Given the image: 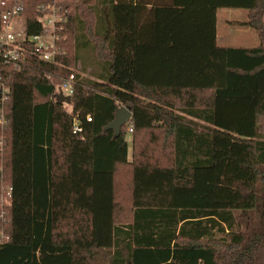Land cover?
Instances as JSON below:
<instances>
[{
    "label": "trees",
    "instance_id": "1",
    "mask_svg": "<svg viewBox=\"0 0 264 264\" xmlns=\"http://www.w3.org/2000/svg\"><path fill=\"white\" fill-rule=\"evenodd\" d=\"M91 1L93 30L80 14ZM51 2L27 0L28 36ZM78 2L60 4L57 65L0 59L9 88L0 167L11 188L0 264H264V0ZM223 9L248 12L240 25L257 32V47L216 45ZM84 29L101 71L98 81L74 76L67 117L55 87L89 45ZM120 107L130 122L118 136L103 132ZM69 118L81 131L69 135L58 177L54 140ZM64 184L70 233L57 241Z\"/></svg>",
    "mask_w": 264,
    "mask_h": 264
},
{
    "label": "built area",
    "instance_id": "2",
    "mask_svg": "<svg viewBox=\"0 0 264 264\" xmlns=\"http://www.w3.org/2000/svg\"><path fill=\"white\" fill-rule=\"evenodd\" d=\"M65 0H52L51 3L41 4L37 7V22L42 30L38 35L28 36L24 26L22 13L26 7L27 0H0V59L3 64H16L23 61L26 56L32 55L35 58L57 65L56 56L60 49L56 42L61 40L60 32L65 22L64 14L60 4ZM74 89V75L55 87L56 97H70ZM9 88L0 83V124L3 121V104L8 100ZM86 121H90L87 117ZM73 119L72 134L80 132L79 123ZM132 133V128H128ZM11 188L9 187V197Z\"/></svg>",
    "mask_w": 264,
    "mask_h": 264
},
{
    "label": "rangeland",
    "instance_id": "3",
    "mask_svg": "<svg viewBox=\"0 0 264 264\" xmlns=\"http://www.w3.org/2000/svg\"><path fill=\"white\" fill-rule=\"evenodd\" d=\"M73 2V4L79 3L78 0H67V2ZM70 4V3H69ZM95 4L91 2H89L88 4H82L83 10L81 11L82 13V20L84 23V28H90L93 30L92 26L93 23L95 22L94 16L93 14H90L88 11L90 7H94ZM96 11V9H95ZM69 13V9L67 11ZM66 12H64L65 14ZM235 14H238V16H235ZM239 14H243L244 17L246 16L245 14H247L246 11H235V10H219L217 12V29L219 30V32H222L224 28H226L227 30H236L237 27H232V25L230 24L229 27L232 28L230 29L229 27H225V21L228 17H235L234 19L238 18L239 21L243 20V17L240 16ZM225 16V18L223 17ZM91 30V31H92ZM86 31H88V29H84V33L86 35L87 38V42H88V46L87 48H83V47H79L77 48L76 51V55H77V61L75 63V65L73 67L70 68V72L74 75V76H78V79L80 80H87V81H98L97 80V76L101 71V63L98 60V58L96 57V51L94 50L93 47H95L93 45V39L88 38V35L86 33ZM77 35H81L80 30L77 29L76 31ZM250 35H244L245 38L249 39L253 38V40L251 42H248L246 45L252 47V45H255V43H257V37H256V33L253 30H250ZM82 36V35H81ZM85 38V37H84ZM85 38V40H86ZM60 49V52L63 53L62 49ZM60 85V84H59ZM59 85H56V87H58ZM62 108L61 111L67 116L69 117L70 113H71V104H66L65 102H62ZM57 113V112H56ZM61 115V114H60ZM57 114L55 115L56 118ZM62 117V115H61ZM70 119V118H69ZM62 120L64 121L63 117ZM261 121H264V119H261ZM65 122V121H64ZM73 120L70 119L68 124H65L64 127V138L58 142V140L55 138L54 140V173L56 176H61L63 174V171L66 169L67 171V167L68 164L66 163V157H67V150H68V138L69 135H72V123ZM76 126L78 125V123H75ZM128 130V129H127ZM131 140V134L126 133V141L128 143H130ZM58 168V170H57ZM2 173L3 170L0 167V242L4 241L6 239V225L8 224L9 220H7L6 218V209L7 206L9 204V186L8 184L4 183L3 179H2ZM65 177V175H64ZM67 179H68V174H67ZM64 191L61 192L63 194V197L58 198V200H56V202H54V212L57 215V221H56V225L54 227V233L56 236V240L57 241H61L62 239H65L67 234H69V228L66 227L65 221H67L68 218V212H67V208L63 203L67 200V189H65V184L63 185ZM67 188V187H66ZM256 216L252 215L248 218H243L242 220V226H248V225H252L254 223V221L256 220ZM55 222V221H54ZM65 241V240H64Z\"/></svg>",
    "mask_w": 264,
    "mask_h": 264
},
{
    "label": "crops",
    "instance_id": "4",
    "mask_svg": "<svg viewBox=\"0 0 264 264\" xmlns=\"http://www.w3.org/2000/svg\"><path fill=\"white\" fill-rule=\"evenodd\" d=\"M238 11V10H235ZM242 11V10H239ZM245 11V10H243ZM247 12V11H246ZM240 16L243 17L242 21H239L238 18L234 19L233 17H228L225 21V27H229V25L231 24L232 27H237L236 30H227L226 28L223 29L222 32H219V30L217 29V26L215 25V42L216 45L220 48H228V47H234V48H255L259 45V39H258V34L255 30L246 27V26H241L240 24L245 23L248 19V12L247 14H245L246 16L244 17L243 14H239ZM235 16H238V14H235ZM225 18V16H223ZM216 24H217V18H216ZM230 28V27H229ZM232 29V28H230ZM250 30H253L256 33V37H257V43H255V45H252V47L247 46L246 44L248 42H251L253 40V38L249 39L245 38L244 35H250ZM128 143V142H127ZM131 140L130 143H128V159L130 160L131 158Z\"/></svg>",
    "mask_w": 264,
    "mask_h": 264
},
{
    "label": "water",
    "instance_id": "5",
    "mask_svg": "<svg viewBox=\"0 0 264 264\" xmlns=\"http://www.w3.org/2000/svg\"><path fill=\"white\" fill-rule=\"evenodd\" d=\"M58 100L60 102H65L66 104L71 103L70 97L59 96ZM130 120H131V113L127 109L120 107L115 113L114 120L111 121L104 128L103 132H107L108 130H111L114 132L115 136H118L121 133L122 127L128 124Z\"/></svg>",
    "mask_w": 264,
    "mask_h": 264
}]
</instances>
